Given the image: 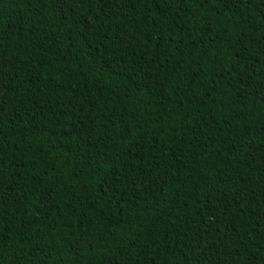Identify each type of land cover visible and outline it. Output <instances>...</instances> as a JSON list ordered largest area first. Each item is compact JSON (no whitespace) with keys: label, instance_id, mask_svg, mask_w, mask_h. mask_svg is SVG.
Segmentation results:
<instances>
[{"label":"trees","instance_id":"obj_1","mask_svg":"<svg viewBox=\"0 0 264 264\" xmlns=\"http://www.w3.org/2000/svg\"><path fill=\"white\" fill-rule=\"evenodd\" d=\"M0 264H264V0H0Z\"/></svg>","mask_w":264,"mask_h":264},{"label":"snow or ice","instance_id":"obj_2","mask_svg":"<svg viewBox=\"0 0 264 264\" xmlns=\"http://www.w3.org/2000/svg\"><path fill=\"white\" fill-rule=\"evenodd\" d=\"M225 2H227V0H225Z\"/></svg>","mask_w":264,"mask_h":264}]
</instances>
